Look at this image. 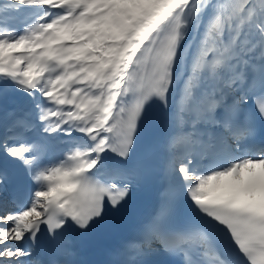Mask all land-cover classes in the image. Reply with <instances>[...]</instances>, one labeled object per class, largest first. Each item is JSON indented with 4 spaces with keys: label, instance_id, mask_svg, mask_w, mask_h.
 Returning <instances> with one entry per match:
<instances>
[{
    "label": "snow or ice",
    "instance_id": "snow-or-ice-1",
    "mask_svg": "<svg viewBox=\"0 0 264 264\" xmlns=\"http://www.w3.org/2000/svg\"><path fill=\"white\" fill-rule=\"evenodd\" d=\"M157 125L166 185L108 264H264V0H0V193L30 181L0 264H84Z\"/></svg>",
    "mask_w": 264,
    "mask_h": 264
},
{
    "label": "rangeland",
    "instance_id": "rangeland-1",
    "mask_svg": "<svg viewBox=\"0 0 264 264\" xmlns=\"http://www.w3.org/2000/svg\"><path fill=\"white\" fill-rule=\"evenodd\" d=\"M2 196H4V193H0V198H2ZM9 207H12V206L9 205Z\"/></svg>",
    "mask_w": 264,
    "mask_h": 264
},
{
    "label": "bare ground",
    "instance_id": "bare-ground-1",
    "mask_svg": "<svg viewBox=\"0 0 264 264\" xmlns=\"http://www.w3.org/2000/svg\"><path fill=\"white\" fill-rule=\"evenodd\" d=\"M5 198L7 199V197H6V196H2V198H0V200H2V199H5Z\"/></svg>",
    "mask_w": 264,
    "mask_h": 264
}]
</instances>
